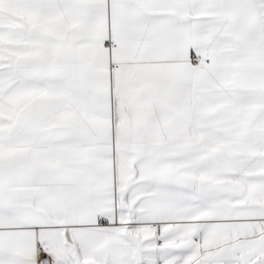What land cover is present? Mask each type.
Here are the masks:
<instances>
[{
	"label": "snow or ice",
	"instance_id": "1",
	"mask_svg": "<svg viewBox=\"0 0 264 264\" xmlns=\"http://www.w3.org/2000/svg\"><path fill=\"white\" fill-rule=\"evenodd\" d=\"M0 264H264V0H0Z\"/></svg>",
	"mask_w": 264,
	"mask_h": 264
}]
</instances>
